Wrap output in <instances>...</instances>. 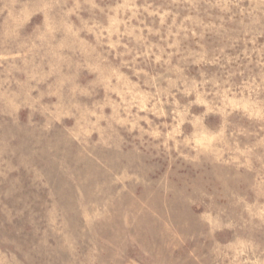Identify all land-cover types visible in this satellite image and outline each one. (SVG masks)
I'll use <instances>...</instances> for the list:
<instances>
[{"label": "rangeland", "instance_id": "rangeland-1", "mask_svg": "<svg viewBox=\"0 0 264 264\" xmlns=\"http://www.w3.org/2000/svg\"><path fill=\"white\" fill-rule=\"evenodd\" d=\"M0 264H264V0H0Z\"/></svg>", "mask_w": 264, "mask_h": 264}]
</instances>
